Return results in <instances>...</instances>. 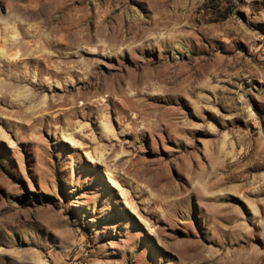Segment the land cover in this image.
Wrapping results in <instances>:
<instances>
[{
  "label": "rangeland",
  "instance_id": "374dc122",
  "mask_svg": "<svg viewBox=\"0 0 264 264\" xmlns=\"http://www.w3.org/2000/svg\"><path fill=\"white\" fill-rule=\"evenodd\" d=\"M0 264H264V0H0Z\"/></svg>",
  "mask_w": 264,
  "mask_h": 264
},
{
  "label": "bare ground",
  "instance_id": "6f19581e",
  "mask_svg": "<svg viewBox=\"0 0 264 264\" xmlns=\"http://www.w3.org/2000/svg\"><path fill=\"white\" fill-rule=\"evenodd\" d=\"M113 78V77H112ZM108 81V79H107ZM109 84V81L107 82ZM105 84V83H104ZM111 87V86H110ZM112 88V87H111ZM107 89V88H106ZM109 91V90H108ZM53 99V98H52ZM75 99V98H74ZM70 100V99H69ZM32 101V100H31ZM70 102V101H69ZM72 104V103H71ZM108 133V132H107ZM109 134V133H108ZM68 142H72V140L70 138H68ZM73 143V142H72Z\"/></svg>",
  "mask_w": 264,
  "mask_h": 264
}]
</instances>
